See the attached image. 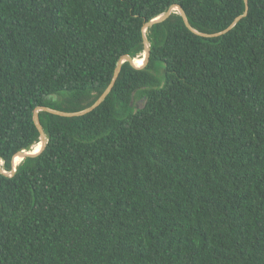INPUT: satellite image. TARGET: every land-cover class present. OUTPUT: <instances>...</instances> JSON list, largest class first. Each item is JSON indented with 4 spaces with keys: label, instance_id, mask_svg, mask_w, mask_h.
I'll return each instance as SVG.
<instances>
[{
    "label": "trees",
    "instance_id": "16d2710c",
    "mask_svg": "<svg viewBox=\"0 0 264 264\" xmlns=\"http://www.w3.org/2000/svg\"><path fill=\"white\" fill-rule=\"evenodd\" d=\"M0 159V264H264V0H0Z\"/></svg>",
    "mask_w": 264,
    "mask_h": 264
},
{
    "label": "water",
    "instance_id": "95a60500",
    "mask_svg": "<svg viewBox=\"0 0 264 264\" xmlns=\"http://www.w3.org/2000/svg\"><path fill=\"white\" fill-rule=\"evenodd\" d=\"M245 3L247 4V0H245ZM246 8H247V5H246ZM173 9H177L184 17H185V14H184V11L182 9V7L180 5H175L173 6ZM172 8L167 10L166 12L160 14L159 16H157L158 18H153L151 19L150 21H148L147 23H145L144 25V31L146 30V28L148 26H150L151 24L155 23V22H158V21H162L163 19H165L173 10ZM241 16L237 17V19H239ZM145 42V50H144V53L146 55V58H145V64L147 63L148 61V56H149V44L145 38L144 40ZM124 60H129L135 67H142V66H136L134 63H133V59H131V57L129 56H124L120 61L119 63L117 64L116 66V69H115V74H114V78L112 80V82L109 84V86L105 89V91L101 94V96L91 105L89 106L88 108H85L83 110H80V111H77V112H63V111H59V110H55V109H52V108H49L47 106H38L35 110H34V113H33V118H34V121L36 123V125L38 126L39 130H40V140H44L43 138H45V133L43 132L42 130V127L40 125V122H39V119H38V111H48V112H51V113H54V114H59V115H65V116H73V115H81V114H84L86 112H89L91 111L93 108H95L97 105H99L102 100L105 98V96L108 94V92L110 91L112 85H113V82H114V79L116 78L118 72H119V69H120V64L124 61ZM143 64V66L145 65ZM131 100L133 101V97L131 98ZM47 141L45 140L42 144V148L39 150L41 151L45 145H46ZM38 151V152H39ZM37 152V153H38ZM22 153L21 151L18 152L17 154H20ZM35 153V154H37ZM16 154V155H17ZM35 154H30V153H24L22 154V159L27 157V156H32V155H35ZM15 155V156H16ZM12 163H13V160H12ZM15 168L13 167L12 171L10 172V175L13 174L15 172ZM4 173H6L4 171Z\"/></svg>",
    "mask_w": 264,
    "mask_h": 264
},
{
    "label": "bare ground",
    "instance_id": "6f19581e",
    "mask_svg": "<svg viewBox=\"0 0 264 264\" xmlns=\"http://www.w3.org/2000/svg\"><path fill=\"white\" fill-rule=\"evenodd\" d=\"M155 18H158V17H155ZM143 54L144 53H142L141 55H143ZM141 55L134 57L133 60L134 61H139V62H144L145 59L143 61H140V60L137 59V57H140ZM43 139L44 140H39V142H37V143L33 144L32 146H30L29 148H27L24 153H31L35 148L41 147L42 145H40V144L43 143L46 140V137L43 138ZM0 160H1V166H2L3 165V160L2 159H0ZM21 161H22V157L19 159L17 164L14 166L15 169H17V167H18V165L20 164Z\"/></svg>",
    "mask_w": 264,
    "mask_h": 264
},
{
    "label": "flooded vegetation",
    "instance_id": "af4514ba",
    "mask_svg": "<svg viewBox=\"0 0 264 264\" xmlns=\"http://www.w3.org/2000/svg\"><path fill=\"white\" fill-rule=\"evenodd\" d=\"M143 102H144V96L142 98H138L136 102L134 103V106L139 107L143 104Z\"/></svg>",
    "mask_w": 264,
    "mask_h": 264
},
{
    "label": "rangeland",
    "instance_id": "374dc122",
    "mask_svg": "<svg viewBox=\"0 0 264 264\" xmlns=\"http://www.w3.org/2000/svg\"><path fill=\"white\" fill-rule=\"evenodd\" d=\"M172 9H173V8H172ZM143 53H144V52H143ZM145 58H146V57H145ZM140 61H142V60H140ZM156 66H158V67H161V68H162V63H161V62H156ZM160 73H161V69L159 68L157 75L159 76V75H160ZM56 98H57V96H56Z\"/></svg>",
    "mask_w": 264,
    "mask_h": 264
}]
</instances>
